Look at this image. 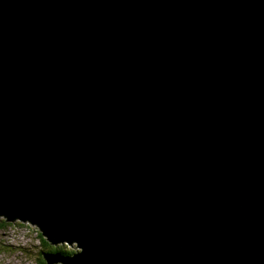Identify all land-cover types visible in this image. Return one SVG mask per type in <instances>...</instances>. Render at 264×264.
Instances as JSON below:
<instances>
[{
	"label": "water",
	"instance_id": "obj_1",
	"mask_svg": "<svg viewBox=\"0 0 264 264\" xmlns=\"http://www.w3.org/2000/svg\"><path fill=\"white\" fill-rule=\"evenodd\" d=\"M45 264H264V0H0V219Z\"/></svg>",
	"mask_w": 264,
	"mask_h": 264
},
{
	"label": "rangeland",
	"instance_id": "obj_2",
	"mask_svg": "<svg viewBox=\"0 0 264 264\" xmlns=\"http://www.w3.org/2000/svg\"><path fill=\"white\" fill-rule=\"evenodd\" d=\"M39 233V227L0 219V264H44L42 254L49 248ZM57 247L74 254L81 251L80 247Z\"/></svg>",
	"mask_w": 264,
	"mask_h": 264
},
{
	"label": "trees",
	"instance_id": "obj_3",
	"mask_svg": "<svg viewBox=\"0 0 264 264\" xmlns=\"http://www.w3.org/2000/svg\"><path fill=\"white\" fill-rule=\"evenodd\" d=\"M3 220H5V219H3ZM4 223H6V222H4ZM39 234H40L41 240L44 242V244H46L48 246L47 249L49 248V250H48L49 252H51V253H60V254H63V255H73L74 254L73 251H65V250L63 251V249L61 250V248L57 247L59 245H57V246L54 245V247L50 246L48 240L45 239L44 236L41 233H39ZM43 263L45 264L44 259H43Z\"/></svg>",
	"mask_w": 264,
	"mask_h": 264
}]
</instances>
